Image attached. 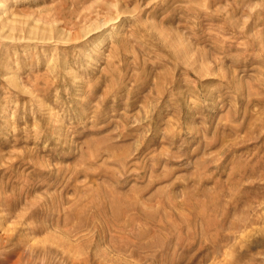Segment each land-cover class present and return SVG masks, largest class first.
<instances>
[{
  "label": "rangeland",
  "instance_id": "1",
  "mask_svg": "<svg viewBox=\"0 0 264 264\" xmlns=\"http://www.w3.org/2000/svg\"><path fill=\"white\" fill-rule=\"evenodd\" d=\"M12 3L0 264H264V0Z\"/></svg>",
  "mask_w": 264,
  "mask_h": 264
},
{
  "label": "bare ground",
  "instance_id": "2",
  "mask_svg": "<svg viewBox=\"0 0 264 264\" xmlns=\"http://www.w3.org/2000/svg\"><path fill=\"white\" fill-rule=\"evenodd\" d=\"M13 0H0V39L3 38V36H11L9 29L10 26L13 24L15 25L16 21L22 22L24 24H27L28 18H25V20H20L15 18L16 12H25V8H17L16 6H13L14 3H12ZM22 2V1H21ZM25 2V1H24ZM77 1H75L76 3ZM37 3V2H36ZM11 4V5H10ZM76 5V4H75ZM74 5V7H75ZM40 12V11H39ZM35 23V22H34ZM3 67V66H2ZM5 76V75H4ZM12 225L9 224L5 228V230H11ZM4 230V229H3ZM8 233V232H7ZM6 233V234H7ZM5 234V235H6Z\"/></svg>",
  "mask_w": 264,
  "mask_h": 264
}]
</instances>
